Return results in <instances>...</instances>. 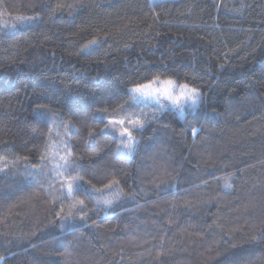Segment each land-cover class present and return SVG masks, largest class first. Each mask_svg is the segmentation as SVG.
Masks as SVG:
<instances>
[{"label": "trees", "instance_id": "trees-1", "mask_svg": "<svg viewBox=\"0 0 264 264\" xmlns=\"http://www.w3.org/2000/svg\"><path fill=\"white\" fill-rule=\"evenodd\" d=\"M91 39L100 45L78 54ZM150 67L187 78L204 103L157 120L146 108L139 150L116 159L110 137H88L100 127L94 107ZM37 104L51 111L42 118ZM72 116L90 175L114 174L123 194L107 193L114 205L95 212L78 196L86 223L69 228L78 206L65 200L57 219L46 198L56 189L39 192L22 173L40 171ZM0 157L4 264H264V242L250 241L264 227V0H0Z\"/></svg>", "mask_w": 264, "mask_h": 264}, {"label": "snow or ice", "instance_id": "snow-or-ice-1", "mask_svg": "<svg viewBox=\"0 0 264 264\" xmlns=\"http://www.w3.org/2000/svg\"><path fill=\"white\" fill-rule=\"evenodd\" d=\"M39 18L38 15H33L20 17L19 21L21 25L31 24ZM100 43L101 41L98 39H91L79 49L78 54L90 55L91 51L95 50ZM53 55L55 54L53 53ZM147 72L150 74L133 79L122 93H113L112 98L108 99L106 103L94 107L93 123L100 125V127L89 128L88 137L92 140L101 135L110 137L113 144L116 145V159L125 157L131 159L139 150L140 141L136 137H143L146 127L151 123L147 119L146 108L154 106L152 120H157L159 119L158 113L178 111L183 116L186 109L195 112L204 103L200 89L191 84L187 78L181 82L177 73L170 72L167 67H150ZM34 111L43 118L51 109L45 105L37 104ZM113 114H118L119 118ZM74 119L77 118L75 116L70 117L68 122L63 125L65 138L60 140L59 145H52L51 140L46 142L45 151L39 156L40 171L29 172L27 169L30 165H26V170L22 173L23 179L39 192H46L51 188L56 189L54 192H49L46 198L52 199L53 210L57 219H61V214L64 212L65 200L72 202L70 208H77L78 206V211L70 210L61 223V227L69 228L73 227V225L68 224L69 219L78 218L86 223L88 206L85 204V199L94 204L91 211L95 212L100 205H103L104 208H111L114 205L115 197L109 198L107 193L115 192L117 196L123 194V188L120 187L121 181L114 174H106L101 180H97L94 173L90 175L91 170L85 166L84 157L79 154L69 135L75 127ZM190 132L195 138L200 129L191 127ZM50 148L56 153L51 160L49 159ZM19 159V157H14V162L18 163ZM23 159L25 161L31 160L29 156H24ZM0 162L7 163V160L0 157ZM36 162L31 160V163ZM49 163L52 167L50 172L46 174L44 169L48 167ZM45 175L48 179L46 181L41 180L40 177ZM233 175L226 174L223 178H217L218 183L223 181L226 194L233 188ZM208 182L205 181V183ZM45 183H47V188ZM170 194L174 195L175 193L171 192ZM56 196L60 197L59 204L54 198ZM78 196L85 199L77 200ZM57 207L59 211H56ZM250 241L253 243L264 242V227L251 236ZM0 264H4V257H0Z\"/></svg>", "mask_w": 264, "mask_h": 264}, {"label": "rangeland", "instance_id": "rangeland-1", "mask_svg": "<svg viewBox=\"0 0 264 264\" xmlns=\"http://www.w3.org/2000/svg\"><path fill=\"white\" fill-rule=\"evenodd\" d=\"M173 1H175V0H173ZM186 111V110H185ZM176 112H178V111H176ZM179 113V112H178ZM185 113V112H184Z\"/></svg>", "mask_w": 264, "mask_h": 264}]
</instances>
